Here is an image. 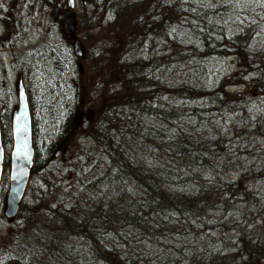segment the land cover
<instances>
[{"label":"trees","instance_id":"1","mask_svg":"<svg viewBox=\"0 0 264 264\" xmlns=\"http://www.w3.org/2000/svg\"><path fill=\"white\" fill-rule=\"evenodd\" d=\"M90 1L101 16L92 24L107 19L106 36L77 57L62 22L53 25L51 17L45 37L26 50L22 63L33 147L29 181L48 172L71 135L78 95L84 103L98 98L86 127L98 153L85 152V168L78 165L81 175L72 182L84 208L21 201L12 220L18 239L6 234L7 240L24 246L34 236L42 247L62 249L66 243L74 248L71 236H77L83 260L151 264L110 241V234L125 241L141 228L155 241L181 236L194 243L187 251L185 244L165 250L155 264H264V50L251 35L242 43L235 38L246 17L261 31L264 0H256L261 6L246 0ZM232 18L242 20L237 34L226 37ZM184 25L193 36L185 44L175 39ZM92 53L104 67V90L88 86L78 67ZM232 53L236 80L218 61ZM240 55L247 56L246 67ZM4 70L0 64L2 80ZM237 82L245 91L227 88ZM5 110L0 102L7 151ZM0 264L26 262L0 254Z\"/></svg>","mask_w":264,"mask_h":264},{"label":"rangeland","instance_id":"2","mask_svg":"<svg viewBox=\"0 0 264 264\" xmlns=\"http://www.w3.org/2000/svg\"><path fill=\"white\" fill-rule=\"evenodd\" d=\"M246 2L248 5L253 6L262 5L261 2L256 0H246ZM94 7L92 1L73 0V6L70 8L75 35L79 37L84 48L83 56L85 55V51L87 52V47L96 45V39L101 35L106 36L109 30V27H105L107 23L106 18H103V20L94 25L92 24V19L96 14L97 19L101 17L99 16L100 10ZM54 8L56 12L55 16L52 15ZM66 8V0H0V64H3L5 69V73L3 74L4 80L1 79L2 75L0 73V102L3 104V108L5 105V115L8 122L11 109L16 104L17 80L21 78L23 81L22 63L26 50L45 37L46 29L53 22L51 21L52 18L56 20L53 25L58 24L60 21L64 26L63 11ZM250 19V17H246L243 19L245 21H241L243 23L240 27L242 32L236 35L235 38H238L239 42L242 43L246 39V36L251 35L253 40L258 41L256 46L264 50V25L261 31H256L251 26ZM240 20L242 19H230L229 30L225 34L226 37H230L236 33ZM64 33L66 34L65 30ZM192 37L191 32L184 25L175 36V39L185 44L190 42L189 40H192ZM218 37L219 35L216 38ZM220 38L223 39L222 37ZM93 55L95 54L92 53L90 57L91 61L84 59L81 66L79 65L78 67L84 71V77L88 81V86L94 84L100 85L104 90L105 87H108L100 74L104 67L97 66L98 59ZM240 57L241 65H245L246 67L247 56L240 55ZM218 61L221 62L219 66L227 69V73L234 72L235 78L232 80H236L237 77L235 75L239 68L236 55L234 53L224 56L219 55ZM214 73L216 72L208 73L206 76L208 84L213 83ZM5 82L9 87L7 93H5L3 86ZM227 88H237L239 91H245L246 86L241 82H237L229 83ZM97 105V97L88 96V101L84 103L82 96L78 95V106L73 113L74 126L71 135L60 144L56 152V159L51 164L48 172L46 174L40 172L35 178L29 181L21 201H25L30 205H36L40 208H45L48 204H61L83 210L84 202H81L84 198L78 197L75 184L73 186L72 182H74L75 176L81 175L78 165H82L85 168V152L98 153L95 140L86 129L87 125L91 123ZM103 184L111 187L108 181L104 180ZM6 189L7 172L0 180V236H4L0 240L1 255H9L12 257L20 256L26 264H110L99 259L83 260L81 258L83 257V249L81 246L83 239L77 236H71L74 248L73 246H69V243H66V245L64 244L62 246V249L53 246L42 247L40 243L34 240V236L27 237L24 246L18 245L19 240L18 242L12 243L8 241L9 239L7 240L5 235L12 234L13 232L16 233L19 229L12 223L14 216L7 218L3 214ZM109 237L113 244L120 248L123 247L124 250L122 251L124 253L130 254L133 257H141V260L148 259L151 264L157 262V257L164 256L165 250L174 252L175 248L185 244L184 247H186L183 250L187 251L194 244L192 242L191 245H187L192 241V238L181 236L171 238L159 236L161 240L155 241L150 234H146L141 228H134V231L132 230L131 235L125 241H121L116 235L112 236L110 234ZM10 239L17 240V234H12ZM5 242L7 244H3ZM149 247L152 250H149ZM11 260L14 259L12 258Z\"/></svg>","mask_w":264,"mask_h":264},{"label":"water","instance_id":"3","mask_svg":"<svg viewBox=\"0 0 264 264\" xmlns=\"http://www.w3.org/2000/svg\"><path fill=\"white\" fill-rule=\"evenodd\" d=\"M67 8L63 11L64 28L71 53L77 57L83 56L84 48L75 35L74 22L71 19L73 0H66ZM56 15L55 8L52 13ZM10 143L6 151L0 129V180L5 166L7 154V189L3 214L7 218L13 217L19 208L24 195L32 166V133L31 116L27 94L21 78L16 84V104L11 109L9 117Z\"/></svg>","mask_w":264,"mask_h":264}]
</instances>
